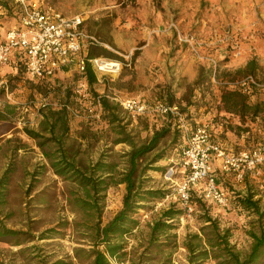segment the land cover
Instances as JSON below:
<instances>
[{"label": "rangeland", "instance_id": "374dc122", "mask_svg": "<svg viewBox=\"0 0 264 264\" xmlns=\"http://www.w3.org/2000/svg\"><path fill=\"white\" fill-rule=\"evenodd\" d=\"M44 1H49L54 9L64 15H88L85 25L89 34L103 44L85 49L100 54L104 48L118 55V60L122 62L120 73L125 68L128 69L122 60L125 57L114 53L109 42L106 45L103 39L106 35L108 37L110 22H115L117 28L130 30L135 36L139 35L143 24L168 32L173 45H180L203 63L197 69L198 77L200 74L204 76L200 82L194 81L192 85H186L182 98L171 99L168 96L150 103L167 104L171 107L169 112L132 115L118 104L121 121L109 124L104 112L96 104V95H108L117 99H122L125 95L107 92V88L102 89L97 81L88 84L86 76L73 68H63L50 78L32 79L23 70L16 69L15 61L13 64H6L0 72L8 82L7 91L0 89V110L6 117L0 121V174L8 166L11 172L6 199L0 206V212L8 227L28 230L26 237L30 240L20 245L0 241V264H51L57 259L73 260V264H76L72 258L73 248L90 247L86 226L93 221L82 211H76L73 205L79 190L74 184L53 173L43 159L36 141L28 138L23 131L24 127L38 129L42 112L62 105H66L69 111V131L64 142L67 152L74 155L75 161L84 165L97 160L114 164L115 179H119L117 173L124 170L126 157L123 154L130 149L126 143L114 142L120 136L116 132L117 126L125 125L126 132L137 143L150 138L155 130L163 126L169 127L168 134L161 139L158 148L145 156L139 166V169L144 165L148 166L141 175L142 188L161 190L164 195L142 202L144 207L135 216L139 225L123 236L126 254L120 259L110 258V264H215L210 258L189 263L188 253L183 246L187 233L198 232L202 223V206L216 219L221 229L229 230V240L235 249L241 255L247 253L252 243L250 232H258L260 227H264V163L245 171L240 181L236 180L232 172L226 176V173L218 171V184L231 195L230 209L224 210L213 203L203 204L194 195V211L190 215L184 214L175 201L171 185L163 174L171 160L186 145L195 127L207 125L211 138L214 137L219 142L228 136V131L231 132L230 123H227L229 117L220 112L218 102L221 89L227 85L220 84L219 79L234 82L252 76L264 84V9L258 7L255 0H251L248 5L245 3L238 14L236 0H152L151 3L159 13L156 18L140 17V13L134 9L137 0H109L118 3L120 10L95 20L89 17L91 13L88 10L99 7L106 0ZM98 11L104 13L106 10ZM85 12L88 14H84ZM15 23V6L11 2H8L6 8L0 6V37ZM181 37L187 41L181 40ZM213 37L216 39V48L210 43ZM140 40L136 37V42ZM241 45L247 52V46H251L253 65L235 69L225 66L231 57L236 56ZM131 52L127 57L128 62L133 61L136 50ZM238 69L244 71L238 72ZM119 74L106 78L110 82L111 77L115 78ZM96 76L102 79L101 83L105 82V77L99 74ZM248 92L255 96V100L260 99L264 96V87L250 88ZM110 100L118 103L114 99ZM219 145L221 146L220 143ZM255 146L257 144H249L248 137H245L242 143H236L231 150L225 151L236 152ZM159 151L163 156L150 163L149 160ZM236 190L245 191L242 196H252L253 200H257L259 212L240 205ZM124 193V183L110 184L105 188L101 201L102 224L121 208ZM171 204L180 210V214L172 221L175 227L170 230L166 246L158 242L151 252L145 251L150 223Z\"/></svg>", "mask_w": 264, "mask_h": 264}, {"label": "trees", "instance_id": "16d2710c", "mask_svg": "<svg viewBox=\"0 0 264 264\" xmlns=\"http://www.w3.org/2000/svg\"><path fill=\"white\" fill-rule=\"evenodd\" d=\"M8 2H11L14 6L13 0H0V6L6 8ZM99 55L119 59L118 56L104 48H102L100 54L90 51L87 57ZM14 64L16 69L26 72L25 66L21 61L16 60ZM250 65H253V61H249L246 67ZM237 71L243 72L244 69H238ZM85 76L86 81L90 85L97 81L96 74L89 64L86 66ZM202 76L200 74L196 83L201 81ZM0 89L1 91L8 90L7 80H5V85L0 87ZM97 98H99L100 108L104 112V117L108 123L120 122L119 103L112 102L107 95L97 94ZM246 98V91L230 86H224L220 92V102L223 110L228 113L239 112L243 114L247 109ZM8 111L10 113L9 109ZM41 115L42 118L38 122V129L24 127L23 131L28 138L36 141L43 159L53 173L77 187L79 195L74 197L73 205L76 207V211H82L93 221L86 226V237L89 240L90 247H74L72 258L75 259L76 264H110V258L120 259L126 254L123 236L129 234L139 225V220L135 216L138 210L144 207L142 202H147L156 197L161 198L164 195L161 190L142 188L141 175L148 166L144 165L141 169H139V166H141L140 164L145 156L158 148L161 139L168 134L169 127L163 126L155 130L150 138L137 143L126 132L125 125L117 126L116 132L120 136L114 142L126 143L130 149L123 154L126 157L125 168L117 173L119 179H115L114 164L97 160L89 165H84L75 161L74 155L67 152L64 146L69 131V111L66 105H62L57 109H47ZM5 119V114L0 110V121ZM43 132L47 135L43 134ZM162 156V152L159 151L149 162L153 163ZM10 172L11 168L8 166L0 174V206L6 199ZM116 183L125 184L122 206L107 222L102 224V193L107 186ZM237 197L240 205L259 212L257 200H253L252 196L238 195ZM197 199L205 204L201 199ZM192 200L195 205L194 197H192ZM202 209L203 212L200 216L202 223L198 228V232L187 233L183 241V246L188 253L187 259L189 263L200 262L210 258L215 264H264V227H260L258 232H250L252 237L250 249L247 253L241 255L229 240V230L227 228L221 229L208 210L204 206H202ZM178 214H180V210H177L174 204H171L170 207L161 211L157 219L150 223L149 233L145 242V251L151 252L153 246H156L158 242L166 246L170 230L175 227L172 221ZM28 233V230L8 227L3 222L0 212V241L20 245L30 240V238L26 237ZM172 236L174 237L175 234ZM72 261L57 259L51 264H73Z\"/></svg>", "mask_w": 264, "mask_h": 264}, {"label": "built area", "instance_id": "2783aa9c", "mask_svg": "<svg viewBox=\"0 0 264 264\" xmlns=\"http://www.w3.org/2000/svg\"><path fill=\"white\" fill-rule=\"evenodd\" d=\"M16 23L7 29L0 39V70L11 62L21 61L26 74L32 79H46L65 67L85 75L87 64L95 74L103 77L120 73L122 62L105 56L87 57L83 47L102 45L96 37L83 28L84 19L80 14L64 15L53 8L44 6L39 0H13ZM183 41L186 38L181 37ZM213 75H215V70ZM5 85L0 75V87ZM228 86L248 92L250 88L264 87L252 76H246ZM98 97V96H97ZM107 97H110L107 95ZM121 107L132 115L148 112L167 113L171 107L162 102L148 104L138 97L117 99ZM96 104L100 107L99 98ZM219 158L221 170L232 172L236 180L243 178L245 171L264 163V143L236 152H226L219 143L212 140L207 125L193 129L186 145L164 171V179L172 188L173 197L184 214L194 211L192 197L213 203L228 210L231 195L220 186L212 169V159Z\"/></svg>", "mask_w": 264, "mask_h": 264}, {"label": "crops", "instance_id": "0c3cea01", "mask_svg": "<svg viewBox=\"0 0 264 264\" xmlns=\"http://www.w3.org/2000/svg\"><path fill=\"white\" fill-rule=\"evenodd\" d=\"M39 1L44 4V6L54 9L49 1ZM236 1L237 14L240 8H244L245 3L248 5L251 2V0ZM136 2L137 6L134 9L140 13V17H159L157 9L154 8L151 3L152 0H137ZM255 2L258 7L264 9V0H255ZM98 9L106 10L104 12L105 14L98 11ZM119 10L118 3L106 0V2L102 3L99 7L90 8L88 12L90 11L91 13L89 17L97 20V18L110 16L112 12H118ZM247 11H249V8H247ZM84 14L88 13L85 12ZM87 16H83V28L88 32L85 25V18H87ZM156 21L158 22V19H156ZM110 25L108 37L107 35L103 37V39H105L104 44L108 45L109 42L110 48L114 53L125 57V59L122 58V60L125 61V66H128V69L125 68L115 78L111 77L110 82H108L109 79L105 77L106 79H103L105 82L101 83L102 79L96 76L97 82L102 85V89L107 88V92L112 91L113 94L119 93L125 95V97H138L150 104L155 99H162L168 96L171 97V99L173 97L180 99L185 92V86L192 85V83L196 81L198 77L197 67L203 63L196 57L190 55V53L184 50L180 45L179 47L173 45L171 36H169L168 32H162L158 27L153 25L143 24L138 32L139 35L135 36L130 30L117 28L115 22H110ZM4 33H2L0 39L4 36ZM136 37L141 40L136 42ZM210 43H212L213 48L217 45L215 37H213ZM247 47L249 52L245 51L242 45L239 46L240 50L236 52V56L231 57L230 61L226 62L224 65L235 69L240 66H245L249 61H254L251 58L252 48L249 45ZM132 50H136V54L133 57V61L128 62L127 57ZM82 52L88 54L89 50L83 47ZM14 61V57H11V64H13ZM260 63L262 64V62ZM5 66L1 68L0 72ZM66 68L70 67H65V69ZM219 83L228 86L229 81L219 79ZM249 94L250 93L247 92V98L245 100L247 109L243 114L239 112H225L220 99L218 100L221 107L220 112L229 117L227 123H230L231 132L228 131V136L223 138L220 142L215 140L214 137L212 140L220 143L224 150H231L234 144L242 143L245 137H248V143L252 145L264 143V96L255 100V96ZM221 126H223V123H221ZM240 126L245 128H240ZM212 169L215 176L218 171L221 173L223 172L221 170V161L219 158L214 157L212 159ZM225 175L227 176L228 173ZM236 191L238 195H242L245 192L242 190Z\"/></svg>", "mask_w": 264, "mask_h": 264}]
</instances>
